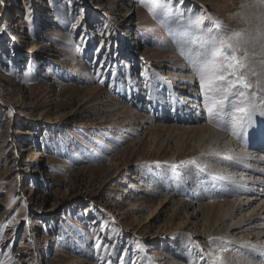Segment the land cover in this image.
<instances>
[{
  "label": "rangeland",
  "instance_id": "1",
  "mask_svg": "<svg viewBox=\"0 0 264 264\" xmlns=\"http://www.w3.org/2000/svg\"><path fill=\"white\" fill-rule=\"evenodd\" d=\"M241 1L160 0L171 9L150 11L151 0H4L0 264H169L176 253L186 261L196 256L171 234L192 210L175 217V205L159 207L165 196L194 198L178 194L198 163L190 143L179 144L190 134L176 132L170 139L159 130L147 136L146 124H123L140 115L152 126L182 125L159 78L170 84L177 71L169 67H184L197 85L188 57L199 47L200 29L212 27L230 39L245 73L248 56L236 46L238 28L230 19ZM200 3L221 19L219 26ZM85 29L86 47L79 39ZM101 41L108 42L103 55L93 51ZM171 57L178 64L167 62ZM98 60L107 63L103 75ZM245 82L252 85L246 101L258 99L260 88L247 76ZM198 96L204 105L200 90ZM125 108L129 112L119 116ZM207 248L197 254V264H228L229 248L212 242Z\"/></svg>",
  "mask_w": 264,
  "mask_h": 264
},
{
  "label": "bare ground",
  "instance_id": "2",
  "mask_svg": "<svg viewBox=\"0 0 264 264\" xmlns=\"http://www.w3.org/2000/svg\"><path fill=\"white\" fill-rule=\"evenodd\" d=\"M263 4L256 0H242L239 8L235 9L230 17L232 22H236L233 27L238 28L234 31L235 35L239 36L236 46L248 56L245 74L252 80L253 88H260L258 99L250 101L257 105L253 120L261 126H264ZM201 6L207 13L208 20L219 26L221 19L212 17L205 4ZM229 26L228 29L231 30ZM167 62L175 64L176 58L171 57ZM169 68L177 71L169 76L174 82L169 84L164 78L159 80L172 94V104L176 109L174 117L183 126L175 125L176 122L171 125L152 126L151 119L140 115L133 116L129 119L130 122L123 124L133 125L136 129L144 123L147 126L143 128L148 129L147 136H156L159 130H166L170 139L174 138L176 132L190 134L186 140L179 138V144L182 145L186 141L190 143L191 157L198 159L194 168L199 174L195 177L192 172L194 168H191L189 173H186L188 179L184 180L178 194H193L194 198L185 202L176 199L175 194L165 196L160 199L159 207L164 209L175 205L172 210L175 217L189 214V210H192L188 216L189 221L174 225L171 234H174L175 240L178 239L181 248H188V252L193 251L196 256L186 261L181 253H176L177 260L169 264H197V254L204 255L208 250L207 243L211 242L231 250L225 257L228 264H264V141L233 134L225 125L228 117L220 121L209 120L205 101L202 100L204 105H201L199 100V82L194 85L195 81L187 75L190 71L184 67ZM178 80L180 84H177ZM183 83H186V86H182ZM231 101L229 100L226 111L231 110ZM122 112L119 116H124L129 111L125 108ZM119 127L121 126L118 125ZM239 131L236 129L237 133ZM258 148L261 150L257 151ZM175 156V153L172 154V157ZM38 158H43V155L40 154ZM132 207H135L134 204ZM200 243L204 248H199ZM194 247L199 251H195Z\"/></svg>",
  "mask_w": 264,
  "mask_h": 264
},
{
  "label": "snow or ice",
  "instance_id": "3",
  "mask_svg": "<svg viewBox=\"0 0 264 264\" xmlns=\"http://www.w3.org/2000/svg\"><path fill=\"white\" fill-rule=\"evenodd\" d=\"M174 2L182 4L183 0H174ZM3 3L4 0H0V5ZM146 7L150 11L157 8L168 11L172 6L161 3L160 0H151ZM26 19L30 22L31 16L28 15ZM81 27L83 28V25ZM2 32H5V29L0 27V33ZM200 33L197 40L199 47L194 55L188 57V60L193 74L198 78L199 89L203 94L209 120L220 121L228 117L225 125L232 130L233 134L264 141V126L253 120L257 105L251 103L250 100L246 103V90L251 88V84L245 82L246 74L242 71L245 65L237 55V48L230 42V39L224 38L219 33H214L212 27L200 29ZM79 39L81 45L86 47L88 43L86 29L84 35L79 36ZM106 47H108V42L101 41L99 49H93V51L99 50L103 55L102 50ZM78 50L84 51V47H78ZM189 51L191 52V48ZM97 67L103 75L107 63L102 64L98 60ZM108 75H113L110 69ZM100 82L104 83L105 81L100 80ZM252 94L255 95V92ZM230 96L236 99L230 102L231 110L226 111ZM242 97L245 99H240ZM236 129L240 130L239 133L236 132ZM192 163L195 164L196 161L193 160ZM171 167L176 168L177 165L173 164ZM97 247H101V245L98 244ZM222 251H227V249H222Z\"/></svg>",
  "mask_w": 264,
  "mask_h": 264
}]
</instances>
